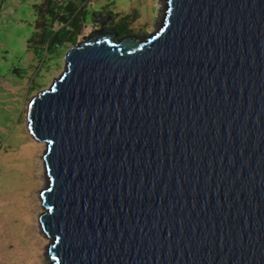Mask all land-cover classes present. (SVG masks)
<instances>
[{
  "label": "water",
  "instance_id": "95a60500",
  "mask_svg": "<svg viewBox=\"0 0 264 264\" xmlns=\"http://www.w3.org/2000/svg\"><path fill=\"white\" fill-rule=\"evenodd\" d=\"M164 6L142 37L92 12L27 102L49 264H264V0Z\"/></svg>",
  "mask_w": 264,
  "mask_h": 264
},
{
  "label": "rangeland",
  "instance_id": "374dc122",
  "mask_svg": "<svg viewBox=\"0 0 264 264\" xmlns=\"http://www.w3.org/2000/svg\"><path fill=\"white\" fill-rule=\"evenodd\" d=\"M107 10L116 14L119 36L142 37L161 25L165 6L164 0H0V264H49L50 239L38 223L45 144L28 131L26 104L63 71L70 37L82 40L94 25L91 13ZM62 27L64 39L48 44Z\"/></svg>",
  "mask_w": 264,
  "mask_h": 264
},
{
  "label": "trees",
  "instance_id": "16d2710c",
  "mask_svg": "<svg viewBox=\"0 0 264 264\" xmlns=\"http://www.w3.org/2000/svg\"><path fill=\"white\" fill-rule=\"evenodd\" d=\"M62 21H65L66 24L69 25L72 22V18L71 17H67L66 20H62ZM64 29H65V27H62L61 29H59V30H57L55 32L53 31L52 34L58 35V39H53V38L52 39H49V41H48L49 43L48 44H54V43H57V41L63 40L64 37H65V35H64ZM70 40H71L72 45L75 44L77 42L76 35L71 36L70 37Z\"/></svg>",
  "mask_w": 264,
  "mask_h": 264
},
{
  "label": "flooded vegetation",
  "instance_id": "af4514ba",
  "mask_svg": "<svg viewBox=\"0 0 264 264\" xmlns=\"http://www.w3.org/2000/svg\"><path fill=\"white\" fill-rule=\"evenodd\" d=\"M99 12V11H98ZM100 12H102V13H104V14H107V13H111V15H112V18L110 19V20H107L106 22H105V26L108 28V29H110L112 32H116L117 34H118V36H119V31L117 30V27L113 24V19H114V17H116V14L115 13H113L112 11H100ZM94 26H98L97 24H94L93 26H92V28L94 27Z\"/></svg>",
  "mask_w": 264,
  "mask_h": 264
},
{
  "label": "bare ground",
  "instance_id": "6f19581e",
  "mask_svg": "<svg viewBox=\"0 0 264 264\" xmlns=\"http://www.w3.org/2000/svg\"><path fill=\"white\" fill-rule=\"evenodd\" d=\"M163 14H162V16H161V22H162V20H163ZM28 102V101H27ZM26 106H27V104H26ZM25 116H26V111H25ZM27 120V119H26ZM41 159H42V156H41ZM43 161V160H42ZM43 170H44V164H43ZM44 175H45V171H44ZM45 178H46V175H45ZM40 192V191H39ZM39 192H38V195H39ZM40 196V195H39ZM39 198V200H40V197H38ZM39 216V215H38ZM38 223H39V221H38ZM39 228H40V224H39ZM40 230H41V228H40ZM42 232V231H41ZM43 233V232H42ZM45 236V235H44ZM45 237H47V236H45ZM48 238V237H47ZM48 245L49 244H47L46 245V247H45V255H46V257H47V259L49 260V254H48V252H47V247H48Z\"/></svg>",
  "mask_w": 264,
  "mask_h": 264
},
{
  "label": "built area",
  "instance_id": "2783aa9c",
  "mask_svg": "<svg viewBox=\"0 0 264 264\" xmlns=\"http://www.w3.org/2000/svg\"><path fill=\"white\" fill-rule=\"evenodd\" d=\"M64 24H61V26H63ZM65 26H66V28H69V25H67L66 23H65Z\"/></svg>",
  "mask_w": 264,
  "mask_h": 264
}]
</instances>
